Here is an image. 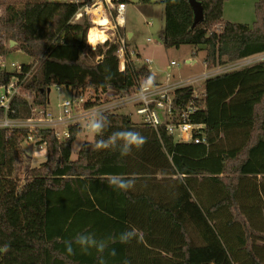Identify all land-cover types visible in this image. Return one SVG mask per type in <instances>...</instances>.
<instances>
[{
    "label": "trees",
    "instance_id": "obj_1",
    "mask_svg": "<svg viewBox=\"0 0 264 264\" xmlns=\"http://www.w3.org/2000/svg\"><path fill=\"white\" fill-rule=\"evenodd\" d=\"M3 1L0 33L14 46L1 54L21 50L32 60L25 70L34 68L14 101V119L49 110L52 87L72 98L86 95L87 110L135 94L152 74L149 65L136 63L121 72L117 41L89 45L93 25L88 18L73 23L75 5L27 0L17 8ZM197 1L205 20L195 28L189 0L160 1L166 48L204 51L211 69L264 53V0H256L253 26L224 22L227 0ZM12 76H0V86ZM205 89L206 99H196L192 86L172 97L177 110L201 108L191 120L205 125L207 146L173 136L162 142L154 129L119 110L104 114L109 126L83 144L77 160L73 144L82 123L70 125L63 140L52 128L0 129V246L10 245L0 264H97L94 252L69 256L64 242L85 230L102 238L133 228L138 238L112 245L116 256L105 253L107 264H264V62L210 77ZM121 130L139 131L147 143L124 158L95 149L96 139ZM30 137L45 145L47 160L24 176L23 145ZM112 174L134 176V188L115 191L107 183Z\"/></svg>",
    "mask_w": 264,
    "mask_h": 264
},
{
    "label": "built area",
    "instance_id": "obj_2",
    "mask_svg": "<svg viewBox=\"0 0 264 264\" xmlns=\"http://www.w3.org/2000/svg\"><path fill=\"white\" fill-rule=\"evenodd\" d=\"M52 3H61L75 5L78 7L73 23H80L88 18L93 25L88 33V44L94 49L98 44H105L107 41H117L119 51L117 56L120 59L119 70L125 72L127 67L136 63L147 64L151 66L152 61L149 59H140L139 53L131 49L129 37L125 30L126 26V10L132 0H47ZM3 16V14H1ZM149 26H153L152 24ZM96 29L98 33L104 34L103 40L92 42L90 33ZM5 47L4 37L0 34V76H12L8 84L0 86V110L4 112V118L0 119V129H21L28 128L31 131L42 128H52L56 131V135L60 140L69 137L67 131L63 137L57 131L59 125H72L86 120L88 115L96 110L102 111L104 114L114 111H122L128 105L137 107L138 115L143 117V123L154 129L162 142L169 136H173L180 143H192L194 145H208V138L205 132V125L194 124L192 116L198 113L201 108L197 105H188L185 110H177L173 106L172 94L178 88L192 86L196 99H206V89L200 93L196 91L197 83L220 74V69L211 70V73H203L195 79L179 84L155 85L152 89L151 96L147 103L134 101L132 98L135 94L121 98L111 104L83 109L85 98L79 96L77 98H67L63 101L62 112L63 117L55 118L51 111L34 110L33 118L29 120L14 119L11 117L15 114L13 104L15 99L22 94V86L31 78L32 70L26 71L24 64H18L8 61V56L1 54V48ZM256 60L264 62V53L254 57ZM260 62V63H261ZM173 66H179L178 63L172 62ZM236 66H238L236 64ZM236 66L232 65V70H236ZM187 71H192L194 64L187 62L184 65ZM59 94H63L66 90L63 87H56ZM80 111L78 114L73 112ZM29 140H33L30 137ZM40 149H45V145H39Z\"/></svg>",
    "mask_w": 264,
    "mask_h": 264
},
{
    "label": "rangeland",
    "instance_id": "obj_3",
    "mask_svg": "<svg viewBox=\"0 0 264 264\" xmlns=\"http://www.w3.org/2000/svg\"><path fill=\"white\" fill-rule=\"evenodd\" d=\"M27 0H4V4L14 5L21 8ZM161 0H151L150 3H145L144 0H138L128 5L126 10V26L125 30L134 33V38L130 39L131 49L138 50L141 53L140 59H149L152 61L151 70L156 76V81L172 84H181V82L203 73H211V70L220 69V74L232 72V65L236 64V70H242L259 64L261 61L254 57L245 59L235 64H228L224 67L214 69L208 68L204 63L206 53L204 51L197 52L193 46H183L180 49L166 48L161 38L164 28V6L160 3ZM5 7L0 10V15L5 16ZM2 16V15H1ZM224 22L232 24H242L253 26L257 20L256 0H227L224 6ZM153 26H149V25ZM4 37L5 47L11 49L10 37L8 33H0ZM137 51V52H138ZM8 61L18 64L28 65L32 62L31 58L21 50H14L8 55ZM137 60L136 64L141 65ZM172 62H176L179 66H173ZM187 62H192L194 68L192 71H187L184 65ZM205 90V81L196 84V91L202 93ZM93 95V92L88 94ZM72 97V94L67 90L63 94H59L56 87L51 88L49 95V111L55 118L63 117L62 104L67 98ZM85 98L87 99L86 95ZM80 111L73 112L78 114ZM123 113L131 116L134 123H143V117L138 115L137 107L128 105ZM86 120L81 121L84 125ZM68 125L57 126V131L63 135L68 131ZM94 138L84 133L80 134L73 144L72 159L77 160L79 152L86 142L93 141ZM25 150L24 176L36 167H39L47 160L46 149H40L38 143L33 140L26 141L23 145Z\"/></svg>",
    "mask_w": 264,
    "mask_h": 264
},
{
    "label": "clouds",
    "instance_id": "obj_4",
    "mask_svg": "<svg viewBox=\"0 0 264 264\" xmlns=\"http://www.w3.org/2000/svg\"><path fill=\"white\" fill-rule=\"evenodd\" d=\"M105 79H112L111 75L105 77ZM155 87V76L149 74L139 82L138 90L135 96L132 98L137 102L147 103L152 89ZM110 121L107 116L100 110H96L86 117V122L83 126V133L96 138L103 134L105 129L109 126ZM147 138L143 136L139 131L135 130H121L113 132L106 139H96L94 145L97 150H113L119 153L121 158L127 157L132 154L133 150L141 149ZM136 178L134 176H124L121 174H112L109 176L107 183L115 191L119 193H127L135 186ZM138 238V230L126 229L121 231L118 235H108L106 237L98 238L95 233L88 230L78 232L70 239L66 240L65 250L66 253L71 256L79 252L81 255L96 254L97 264H107L105 253L108 256H116V250L112 245L130 244L133 240ZM10 245L4 244L0 246V254H6L9 251ZM122 264H130L125 259Z\"/></svg>",
    "mask_w": 264,
    "mask_h": 264
},
{
    "label": "water",
    "instance_id": "obj_5",
    "mask_svg": "<svg viewBox=\"0 0 264 264\" xmlns=\"http://www.w3.org/2000/svg\"><path fill=\"white\" fill-rule=\"evenodd\" d=\"M137 1V0H136ZM191 7L193 8L195 14V22L193 28H195L198 24L202 23L205 20L204 9L202 4L197 0H189ZM84 36L82 35L81 40H83ZM14 46V45H13ZM51 90H48V94L50 95Z\"/></svg>",
    "mask_w": 264,
    "mask_h": 264
},
{
    "label": "crops",
    "instance_id": "obj_6",
    "mask_svg": "<svg viewBox=\"0 0 264 264\" xmlns=\"http://www.w3.org/2000/svg\"><path fill=\"white\" fill-rule=\"evenodd\" d=\"M138 1V0H137ZM136 0H134V2H137ZM127 32V31H126ZM128 34V37H129V40L130 39H133L134 38V33L133 32H128L127 33ZM133 50H135V49H133ZM136 52L138 51V50H135ZM137 53H139V51L137 52ZM141 53H139V55H140ZM152 71V70H151ZM152 74H153V72H152ZM154 75V74H153ZM155 76V75H154ZM200 76V75H199ZM199 76H195V77H191V78H189V79H187L186 81H184V83L185 82H188V80H190V79H195V78H197V77H199ZM182 83V82H181ZM167 84H172V83H164V82H159V81H156V76H155V85H167ZM172 85H175V84H172ZM196 85V84H195Z\"/></svg>",
    "mask_w": 264,
    "mask_h": 264
},
{
    "label": "bare ground",
    "instance_id": "obj_7",
    "mask_svg": "<svg viewBox=\"0 0 264 264\" xmlns=\"http://www.w3.org/2000/svg\"><path fill=\"white\" fill-rule=\"evenodd\" d=\"M104 38H105V35L98 33L96 29H93L90 33V40L92 42H97V41L103 40Z\"/></svg>",
    "mask_w": 264,
    "mask_h": 264
}]
</instances>
